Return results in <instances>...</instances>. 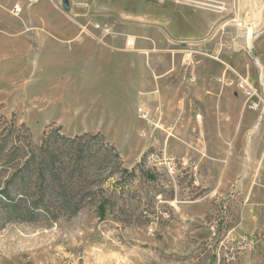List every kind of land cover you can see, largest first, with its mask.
I'll return each mask as SVG.
<instances>
[{"label": "rangeland", "instance_id": "374dc122", "mask_svg": "<svg viewBox=\"0 0 264 264\" xmlns=\"http://www.w3.org/2000/svg\"><path fill=\"white\" fill-rule=\"evenodd\" d=\"M14 1L19 18L0 0L4 154L19 141L37 149L50 132L85 135L97 157L113 147L129 173L102 175L74 216L0 225V264H264L262 166L228 165L222 180L213 154L214 128L230 121L221 99L247 110L245 127L264 126L217 80L226 65L250 77L264 113V0H231L222 12L200 4L210 0H70L68 11L61 0ZM178 6L193 19L178 20ZM199 24L206 34L190 35Z\"/></svg>", "mask_w": 264, "mask_h": 264}, {"label": "trees", "instance_id": "16d2710c", "mask_svg": "<svg viewBox=\"0 0 264 264\" xmlns=\"http://www.w3.org/2000/svg\"><path fill=\"white\" fill-rule=\"evenodd\" d=\"M85 138L50 132L37 149L19 141L5 155L7 147H0L5 159L0 175L13 171L0 185V225L74 216L97 198L93 186L102 175L111 178L120 169L129 173L113 147H102L97 157ZM109 201L104 195L98 202L100 219L106 218Z\"/></svg>", "mask_w": 264, "mask_h": 264}, {"label": "crops", "instance_id": "0c3cea01", "mask_svg": "<svg viewBox=\"0 0 264 264\" xmlns=\"http://www.w3.org/2000/svg\"><path fill=\"white\" fill-rule=\"evenodd\" d=\"M2 1L5 4L6 8H10L16 2V1L10 2L11 0H2ZM210 1L224 3V4H228V2H231V0H210ZM69 5H70V0H69ZM185 11L186 10L184 6H178V7H175V11L173 13H174V16H177L180 14L178 18L176 17L180 21H183L185 19L187 20L193 19L191 17L189 18L183 17L181 14L185 13ZM4 13L6 12L0 11V20H2V23L0 22V25L4 23L3 22L5 20L3 16ZM199 26L200 24L198 25V27L192 29L189 32V34L190 35L206 34V32H203L201 30L203 29L201 28L202 26L201 27ZM260 58H261L260 63L262 64V68H263V72H262V79H263L264 78V60L262 59V57ZM53 59L54 58H52V60ZM225 64L226 63H224V65ZM96 65H97V68L100 69V68H103L105 64L102 63V61H98ZM122 68L125 69V66L121 67V69ZM241 74L244 75L243 73ZM223 77L226 80L232 78L231 73L226 70V67L225 68L222 67L221 75L217 79L218 83H220L219 79ZM223 87H229V86H223ZM232 89H236V88L232 87ZM235 91L241 94L242 96H244L240 91L238 90H235ZM225 101H227V103ZM230 105H233V106L230 107ZM219 106H220V110L222 113L223 112L230 113L229 122L221 121L220 125L217 128H214V133L215 134L218 133L220 135L219 137L221 138L218 137L217 138L218 142L215 141L216 147H214L213 154H215L214 157L216 159H219V161H221L222 164H219V165L223 166V163L226 164L225 168H224L225 165L223 166L224 175H222V180L230 179V177L227 176L229 174L228 165H233L235 163L239 165H244V166L259 164L260 166H262V173H264V161H263V158H264V126L260 127L259 129H256L257 122H255L249 128L245 127V115H246L245 113L247 110L244 109L241 111L239 104H236L235 102L230 101V99H227L224 101L221 99ZM255 111L258 112L256 119L259 120V118H261V116L264 115V113H260L259 110H255ZM258 195H259V192H258Z\"/></svg>", "mask_w": 264, "mask_h": 264}, {"label": "built area", "instance_id": "2783aa9c", "mask_svg": "<svg viewBox=\"0 0 264 264\" xmlns=\"http://www.w3.org/2000/svg\"><path fill=\"white\" fill-rule=\"evenodd\" d=\"M202 4L205 8L211 11L215 12H222L225 10V6L223 3H218V2H207V3H200ZM23 8L16 4L12 7L10 10V13L13 17L19 18L22 15ZM96 29L100 30L101 28L99 26L96 27ZM104 35H109L108 30H103ZM125 46L127 49L130 50H136L135 48V41L128 38L125 42ZM226 65V64H225ZM226 70L232 74V78L226 80L224 77L219 79L220 83L223 86H229V87H234L236 90L240 91L244 97L247 99L248 103H250L249 107L253 110H258L259 103L255 102L254 99L261 100L260 94L254 83L250 80V77L242 75L239 71L235 70L233 67L226 65ZM197 77L195 75H191L189 82L190 83H196ZM138 114L140 115L141 119L149 121V114L146 113L142 108H138ZM197 119L201 118V115L198 114ZM156 161V158L154 156L153 162ZM174 159H169L166 164L168 167H171V164H173ZM171 173L174 172V167L170 168Z\"/></svg>", "mask_w": 264, "mask_h": 264}, {"label": "water", "instance_id": "95a60500", "mask_svg": "<svg viewBox=\"0 0 264 264\" xmlns=\"http://www.w3.org/2000/svg\"><path fill=\"white\" fill-rule=\"evenodd\" d=\"M62 4L65 10L68 11L70 9L69 0H62Z\"/></svg>", "mask_w": 264, "mask_h": 264}, {"label": "bare ground", "instance_id": "6f19581e", "mask_svg": "<svg viewBox=\"0 0 264 264\" xmlns=\"http://www.w3.org/2000/svg\"><path fill=\"white\" fill-rule=\"evenodd\" d=\"M248 33H249V36H251V35L253 34L252 29H249V30H248ZM152 159H154V156H152Z\"/></svg>", "mask_w": 264, "mask_h": 264}]
</instances>
